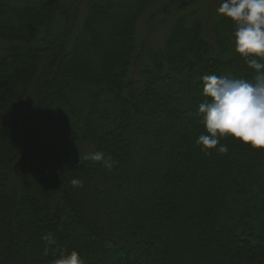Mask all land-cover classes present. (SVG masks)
Listing matches in <instances>:
<instances>
[{
  "label": "trees",
  "instance_id": "trees-1",
  "mask_svg": "<svg viewBox=\"0 0 264 264\" xmlns=\"http://www.w3.org/2000/svg\"><path fill=\"white\" fill-rule=\"evenodd\" d=\"M203 1L0 0V264L73 249L85 264H264V148L228 136L189 164L202 78L256 75L221 0ZM94 151L114 166L83 159ZM204 166L228 174L209 183Z\"/></svg>",
  "mask_w": 264,
  "mask_h": 264
},
{
  "label": "clouds",
  "instance_id": "clouds-1",
  "mask_svg": "<svg viewBox=\"0 0 264 264\" xmlns=\"http://www.w3.org/2000/svg\"><path fill=\"white\" fill-rule=\"evenodd\" d=\"M216 11L234 22L235 50L256 75L253 80L215 74L202 78L203 95L209 99L198 107L206 131L198 136L196 143L206 153L211 149L227 153L228 146L220 141L232 136L253 148H264V0H221ZM83 159L100 162L109 170L115 163L103 151L90 152ZM71 184L82 186L78 178ZM43 240L48 246L56 244L50 232ZM53 264H85V261L81 253L73 249L61 252Z\"/></svg>",
  "mask_w": 264,
  "mask_h": 264
},
{
  "label": "rangeland",
  "instance_id": "rangeland-1",
  "mask_svg": "<svg viewBox=\"0 0 264 264\" xmlns=\"http://www.w3.org/2000/svg\"><path fill=\"white\" fill-rule=\"evenodd\" d=\"M201 2H202V7L203 8H207V4L205 3L206 1H203V0H200ZM200 2V3H201ZM193 98H191V100H192ZM154 105V104H153ZM134 129V127H131L130 129H129V131H134L133 130ZM159 140H160V137H158L157 136V139H156V141H157V144L156 145H159ZM125 145H127V142L125 143ZM212 151H214V149H212ZM153 152H154V150H153ZM206 155V152H204V151H201V147H199L198 148V150L196 151V156L192 159V160H190L189 161V164H190V166L191 167H194V169H196L197 170V168H195V162H200V163H202V160H203V156H205ZM155 163H156V157L155 156H153V154H152V156H151V158H150V161H148L147 162V164L145 165L144 164V166L143 165H141V166H143V167H151V168H153V166L155 165ZM139 166V165H138ZM142 167V168H143ZM233 168H235L234 166H232V169ZM136 169H133V171H135ZM203 170H204V172H205V176L207 177V179H209V183H213L214 184V181L216 180V179H224L225 178V176H227V174H228V171L224 168V167H221L220 169H217V168H214V169H211L210 167H208V166H204L203 167ZM142 171H144L143 169H141V174H142ZM236 173H239V171H235ZM237 175H239V174H237ZM239 178H240V175H239ZM198 179L200 180L201 179V177H199L198 176ZM241 180V178L239 179V181ZM140 183H139V187L141 186V180L139 181ZM204 184V183H203ZM147 185H143L142 187H141V189H144L145 187H146ZM226 186H227V191H231V190H233V189H235L236 187H237V184L236 183H234V182H232V181H228L227 183H226ZM192 188V190L193 191H195V192H201L202 191V189H200V188H198V187H191V185H187L186 186V189L188 190V189H191ZM125 197L127 196V195H124ZM259 197H262L263 199H264V195L263 194H261V195H259ZM263 204H264V201H263ZM115 205H121V212H123L124 213V215H122V216H124V217H127L128 215L129 216H137V218H139L138 217V215H139V210L138 209H136V208H131L130 206H128V204H127V206L125 205L124 206V204H122L119 200H111L110 198H108L107 197V202L105 203V207H107V208H112L113 206H115ZM256 205H257V203H256ZM240 206V204L239 203H231V205H230V208L233 210V211H236V209L238 208ZM247 214V215H246ZM249 210H247V213L245 212V215L242 217V218H247V217H249ZM134 218H136V217H134ZM118 219V218H117ZM121 219V218H120ZM153 223H154V226H153V228L155 227L156 229H162L163 228V226H164V224H165V222H164V220L161 218V214H160V209H159V207H158V209H157V215L156 216H153L152 215V219H150ZM143 222V221H142ZM144 224H146V223H144ZM168 226H169V228H171L170 226H171V224L169 223L168 224ZM217 235H219L218 234V232L216 231V233H214L213 234V237H215V236H217ZM175 237H177L176 236V234L174 235ZM192 238L193 239H197V236L195 235V236H192ZM225 249V248H224Z\"/></svg>",
  "mask_w": 264,
  "mask_h": 264
}]
</instances>
